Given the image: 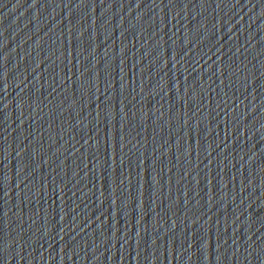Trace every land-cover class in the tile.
Wrapping results in <instances>:
<instances>
[{
  "label": "water",
  "instance_id": "95a60500",
  "mask_svg": "<svg viewBox=\"0 0 264 264\" xmlns=\"http://www.w3.org/2000/svg\"><path fill=\"white\" fill-rule=\"evenodd\" d=\"M28 0H0V123L18 54Z\"/></svg>",
  "mask_w": 264,
  "mask_h": 264
}]
</instances>
